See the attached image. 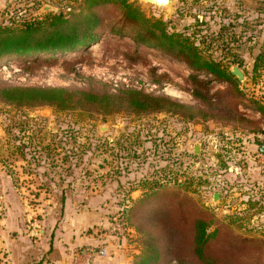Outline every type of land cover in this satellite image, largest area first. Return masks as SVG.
<instances>
[{
  "label": "rangeland",
  "instance_id": "374dc122",
  "mask_svg": "<svg viewBox=\"0 0 264 264\" xmlns=\"http://www.w3.org/2000/svg\"><path fill=\"white\" fill-rule=\"evenodd\" d=\"M129 2L144 16L128 26L131 34L146 29L145 18L163 20L169 33L227 70L239 66L245 78L216 80L113 34L124 13L117 2L5 0L0 25L61 12H94L101 25L88 47L0 59V219L52 227L65 194L79 204L94 197L100 221L88 232L137 244L130 264L151 242L164 247L166 264H264V0ZM29 86L88 90L99 100L61 109L1 94ZM130 88L188 108L136 111L123 93ZM201 220L211 234L203 257L194 252ZM117 222L128 228L123 238L109 233Z\"/></svg>",
  "mask_w": 264,
  "mask_h": 264
},
{
  "label": "trees",
  "instance_id": "16d2710c",
  "mask_svg": "<svg viewBox=\"0 0 264 264\" xmlns=\"http://www.w3.org/2000/svg\"><path fill=\"white\" fill-rule=\"evenodd\" d=\"M85 1L90 6L104 2L121 4L124 11L123 18L111 29L113 34L121 37L131 36L136 44H147L158 48L167 55L186 62L195 70L207 71L214 75L216 80L238 84V79L232 75L230 70L223 68L221 62L203 56L195 43L189 41V38L182 33H169L163 20L145 18L148 22L146 29L137 34H131L128 26H134L136 18L144 16L139 8L129 0ZM76 16L69 18L62 12L48 13L43 19L25 20L22 24H14L15 26L13 24L0 25V59L13 55L74 50L96 43L99 34L96 29L101 25L98 16L94 12L87 14L89 18H75ZM1 92L2 96L10 101L47 104L61 109H74L78 105L99 100L98 95L91 91L59 86L9 87L2 88ZM123 93L128 105L136 111L188 108L187 105L165 94L156 95L133 88L126 89ZM65 201L66 197L63 196L60 202L63 205ZM207 231V222L201 220L196 223L194 252L199 257L204 256L203 248L211 236ZM152 237L157 238L156 235ZM164 252V247L154 245L152 242L147 243L142 248V257L137 264H166V261H163L166 255Z\"/></svg>",
  "mask_w": 264,
  "mask_h": 264
},
{
  "label": "crops",
  "instance_id": "0c3cea01",
  "mask_svg": "<svg viewBox=\"0 0 264 264\" xmlns=\"http://www.w3.org/2000/svg\"><path fill=\"white\" fill-rule=\"evenodd\" d=\"M4 1L0 0V5ZM65 196L62 217L54 222L49 220L52 227L35 221L31 225H15L10 221L11 214L0 219V264H75L79 252L89 248L99 250L100 246H108L109 255H96L94 264H130L134 252L139 251L137 244H117L108 234L105 238L95 237L88 230L100 221V212L92 210V197L79 204L71 194Z\"/></svg>",
  "mask_w": 264,
  "mask_h": 264
},
{
  "label": "built area",
  "instance_id": "2783aa9c",
  "mask_svg": "<svg viewBox=\"0 0 264 264\" xmlns=\"http://www.w3.org/2000/svg\"><path fill=\"white\" fill-rule=\"evenodd\" d=\"M127 231L128 228L124 222H117L109 229V233L111 235L119 236L121 238L125 237V233ZM109 251L110 250L108 246H103L99 250H95L94 248L83 250L76 255L75 264H94V258L96 255L107 257L109 255Z\"/></svg>",
  "mask_w": 264,
  "mask_h": 264
},
{
  "label": "water",
  "instance_id": "95a60500",
  "mask_svg": "<svg viewBox=\"0 0 264 264\" xmlns=\"http://www.w3.org/2000/svg\"><path fill=\"white\" fill-rule=\"evenodd\" d=\"M147 3H152L156 5L157 7H166V6H172L174 3V0H143ZM232 75L236 76L239 80H243L245 78L244 71L239 66H233L231 69ZM264 152V147L261 148ZM219 198V194L216 193L214 196L215 201H217Z\"/></svg>",
  "mask_w": 264,
  "mask_h": 264
}]
</instances>
